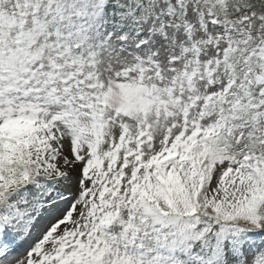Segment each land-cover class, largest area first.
<instances>
[{
  "label": "snow or ice",
  "instance_id": "obj_1",
  "mask_svg": "<svg viewBox=\"0 0 264 264\" xmlns=\"http://www.w3.org/2000/svg\"><path fill=\"white\" fill-rule=\"evenodd\" d=\"M0 264H264V0H0Z\"/></svg>",
  "mask_w": 264,
  "mask_h": 264
}]
</instances>
